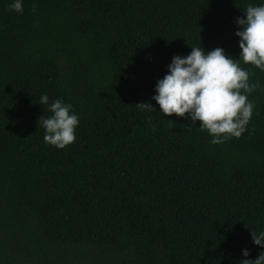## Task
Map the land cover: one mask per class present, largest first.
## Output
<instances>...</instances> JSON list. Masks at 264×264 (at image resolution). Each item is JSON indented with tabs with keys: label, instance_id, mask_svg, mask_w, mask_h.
I'll use <instances>...</instances> for the list:
<instances>
[{
	"label": "trees",
	"instance_id": "obj_1",
	"mask_svg": "<svg viewBox=\"0 0 264 264\" xmlns=\"http://www.w3.org/2000/svg\"><path fill=\"white\" fill-rule=\"evenodd\" d=\"M12 2L0 0V264H240L264 252L251 236L264 230V71L241 62L255 109L220 144L151 99L191 47L238 59L236 19L264 0H24L22 14ZM42 94L80 117L64 149L44 142Z\"/></svg>",
	"mask_w": 264,
	"mask_h": 264
},
{
	"label": "clouds",
	"instance_id": "obj_2",
	"mask_svg": "<svg viewBox=\"0 0 264 264\" xmlns=\"http://www.w3.org/2000/svg\"><path fill=\"white\" fill-rule=\"evenodd\" d=\"M24 0H13L9 11L23 13ZM35 11V9H33ZM244 15L236 19L240 55L238 59L217 47L205 51L191 47L187 56H174L167 66V74L155 86L151 97L165 116L185 117L199 121L201 131H207L212 144L240 138L247 131L255 105L248 99L258 87L250 82V73L243 67L251 64L264 71V2L249 4ZM246 17V18H245ZM40 104L47 105L50 116L41 120L45 129L44 142L64 149L76 140L80 117L71 103L63 99L51 100L42 94ZM141 109L157 111L151 102L138 103ZM252 241L264 248V230H251ZM249 256L247 249L242 252ZM240 264H264V252L256 259H244Z\"/></svg>",
	"mask_w": 264,
	"mask_h": 264
}]
</instances>
